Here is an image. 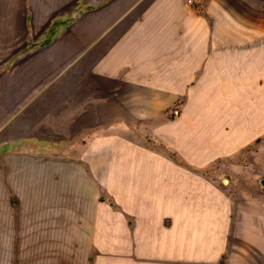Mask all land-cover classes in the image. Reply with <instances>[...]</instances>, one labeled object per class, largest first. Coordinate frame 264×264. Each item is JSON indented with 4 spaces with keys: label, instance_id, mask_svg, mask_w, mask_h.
<instances>
[{
    "label": "crops",
    "instance_id": "1",
    "mask_svg": "<svg viewBox=\"0 0 264 264\" xmlns=\"http://www.w3.org/2000/svg\"><path fill=\"white\" fill-rule=\"evenodd\" d=\"M5 83L0 264H264V0H0Z\"/></svg>",
    "mask_w": 264,
    "mask_h": 264
},
{
    "label": "rangeland",
    "instance_id": "2",
    "mask_svg": "<svg viewBox=\"0 0 264 264\" xmlns=\"http://www.w3.org/2000/svg\"><path fill=\"white\" fill-rule=\"evenodd\" d=\"M198 9L200 10V4L197 5ZM66 80H68V89L70 91H77V90H81L82 89V78H37V83H36V90L37 91H52V90H61L62 86L64 89V83L66 82ZM61 81H63V83H61ZM95 81V82H94ZM110 84L108 83L107 80H100L99 82H96V80H94V78H84V89L85 91H89V92H93L94 90L101 92V94L107 96L109 93V86ZM27 85L25 90H27ZM4 91L1 94H4L8 97H4V98H0V118L2 117L1 114L2 112L5 110V112H10V115H5L3 117L6 118H12L13 115H11V111H12V107L14 104V99L11 97L12 96V85L10 86V84L5 83L4 84ZM114 93H117L115 91V89H113ZM73 101L74 104L71 105L73 106V109H76V99L74 100H70ZM90 102H92V100L90 99ZM102 102L107 103L108 99H102ZM179 102H176L172 107H170L169 109H167L163 116L165 118H173L175 115L174 110L179 108ZM108 106L107 104L102 105L101 107V111L103 112L104 110H108V108L106 107ZM78 118L77 115H70V119H72L73 121H71L69 123V128L70 130L68 132H60V131H54L51 132L53 137L58 136L59 134L63 133L68 135V138L71 139H82L85 137H90L92 136L94 133L93 131H83L80 130L79 128L81 127V122L79 120H76ZM107 116H101L102 119V124L103 122H105L104 119H106ZM41 133H47L49 134L50 132H42L39 131L37 132L38 135H40ZM108 132L105 131H100L99 134L103 135V134H107ZM141 137L144 139L145 143L153 146V147H159V148H164L165 147L162 144H158L156 142V136L155 134L151 131V130H146V131H140L138 132ZM260 143L261 140H257L256 142L245 146L244 148H242L240 150V152L237 154V156L235 158H231L228 160H224L223 163L220 161H216L214 164H212L210 166V168L208 170H219V171H224L227 172V174L232 175V177H236L237 175V171L234 170L235 165L239 166V168H242L243 170H256L259 166L258 163L254 162V155L255 153L259 150L260 147ZM72 149V148H71ZM234 165V166H233ZM263 162L260 163V167L262 168ZM233 166V169H232ZM244 167V168H243ZM227 170V171H226ZM255 178H259L257 176H255Z\"/></svg>",
    "mask_w": 264,
    "mask_h": 264
}]
</instances>
